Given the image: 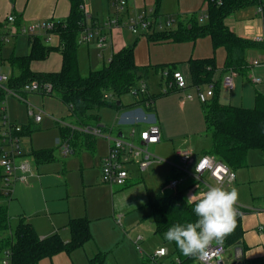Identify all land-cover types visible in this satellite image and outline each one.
Masks as SVG:
<instances>
[{
	"label": "crops",
	"instance_id": "0c3cea01",
	"mask_svg": "<svg viewBox=\"0 0 264 264\" xmlns=\"http://www.w3.org/2000/svg\"><path fill=\"white\" fill-rule=\"evenodd\" d=\"M83 5L88 8V12L90 11L92 19L100 13L105 19L111 17L112 8L108 0H87V2L84 0ZM69 8L68 0H0V25L3 32L7 31L10 26L5 23V20L9 16L17 19L22 26L46 22L57 24L66 20ZM144 10H152L158 16L152 32L174 31L178 25H183L193 19L202 24L207 20L205 0H159L158 2L157 0H128L129 14L140 13ZM165 21L171 25L164 24ZM225 24L240 38L253 41L256 38H264V18L255 4H249L229 15ZM124 32L125 30L120 28L108 32L109 42L105 48L106 54H103L104 49L102 52L98 50V54L106 58L105 55L111 56L129 47L127 45L130 43L124 40ZM38 34L39 37H44V32L40 31ZM49 38L50 44L44 43L52 50L44 60L31 62L30 70L33 73H57L61 69L62 57L60 51L56 49L59 48V39L55 35ZM132 45H134L136 65L150 68L145 72L146 77L143 81L139 82L146 85L148 95L157 96L162 88L159 72L154 73L152 67L174 66L190 85L188 62L211 57H215L216 60L217 70L212 80L215 84H219L216 97L221 105L251 108L255 93L264 94V64H262L264 54L258 50L247 52L246 73L238 75L234 79V89L227 91L220 86L225 74L222 69L225 53L223 50L214 52L208 37L184 43L170 41L153 43L143 37ZM95 48L97 49L94 45ZM30 49L28 38L21 35L12 38L8 43H0L2 73L10 74L8 60L11 56H27ZM94 49L87 47L85 50L88 73L94 71L93 68L99 59ZM77 56L80 71L79 48ZM104 62L105 60L102 59V63ZM253 62H258V65L254 66ZM253 79H259L260 83L254 84ZM149 80H153L152 85L156 90L154 93L149 92ZM1 88L5 90L4 86H0ZM17 92L22 100L18 99L19 102L12 100L9 109L7 107L4 109L11 122L25 128L24 136L21 137V145L27 160L32 163L33 175L28 177L25 184L14 185L9 201L0 200V206H5L9 217L10 234L8 236H12L19 220H24L40 239L57 235L64 243H68L71 239L69 222L86 219L89 222V241L69 255L61 253L51 259H43L38 264H90V260L98 254L103 256L102 264H144L146 254L164 245L163 240L153 233L154 225L153 221L149 220L150 214L145 217L138 210L143 207L148 208L149 200L159 192H164V185L171 176L169 164L174 162V150L183 149L176 144H181V147L191 150L195 157L201 155L202 152H195V144H182L176 140L169 157L152 154L163 160L162 163L152 164L144 173H140L135 166H132L129 171L130 179L124 187L109 186L100 180L101 161L108 154L109 138L126 139L129 138L132 128L140 132L150 125H156L160 130V141L149 148L162 145L163 135L160 121L153 115L155 101H153L152 109L148 111L143 105L136 103V98L133 102L125 104L120 99L117 101L119 104L117 110L104 108L115 114L110 126L102 123V118L99 116L101 109L97 113L98 123L96 125L78 126L68 107L55 96ZM177 94L180 96L178 106L184 110L188 101L181 103L182 94ZM7 95L3 106H6ZM129 105L130 107H126ZM29 110L34 114H41L39 123H35L29 116ZM105 123L108 124L107 121ZM63 125H68L75 130L80 138L74 140L62 136L60 130ZM84 127L98 128L105 138L81 133ZM81 135L90 136L91 139L84 141ZM63 145H68L70 149V154L66 157L61 155ZM162 166H167L164 184L160 191L151 198L147 186L140 181L139 173L150 174ZM132 187L135 189L121 194L124 189ZM232 188L238 192L236 204L245 209L240 217L243 235L238 244L226 250L223 264L238 263L236 262L237 252L247 259L264 256V152L250 151L247 154L245 167L237 169L235 181L225 187L227 190ZM12 215L18 219L15 225ZM138 236L142 238L139 245L144 252L143 255L139 254L134 246L135 238ZM5 237L4 233H0V240ZM3 258L4 251H1L0 264Z\"/></svg>",
	"mask_w": 264,
	"mask_h": 264
},
{
	"label": "trees",
	"instance_id": "16d2710c",
	"mask_svg": "<svg viewBox=\"0 0 264 264\" xmlns=\"http://www.w3.org/2000/svg\"><path fill=\"white\" fill-rule=\"evenodd\" d=\"M68 2L70 7L68 17L63 22L55 23L52 32V35L59 39V48L56 49L60 51L62 57L60 71L43 74L31 72V62L44 60L52 49L44 43L41 37L28 38L30 53L27 56H11L8 60L11 72L5 90L0 89V109L4 104L7 91L17 92L23 85L37 81L40 84L50 85L51 90L45 91L43 94L55 96L64 103L71 111L76 125H96L98 123L97 113L100 109L117 110V101L122 96L130 94L146 77L145 72L150 68L136 65L134 45L113 53L106 66L100 70L90 71L86 76H82L78 67L77 52L80 46L78 36L82 31L84 19L80 8L84 4V0H68ZM205 3L207 20L204 24L193 19L183 25H178L174 31L152 32L146 36V40L153 43L166 41L184 43L208 37L214 52L223 50L225 53L223 71L226 73L232 70L238 75H244L248 68L247 52L258 50L264 54V42L238 37L226 26L225 20L229 15L249 4L258 6L262 18H264V0H205ZM154 15H156L155 12ZM156 17L158 19L157 15ZM14 25L21 26L17 19ZM5 35H7V31L3 32L0 25V39ZM0 43L3 42L0 41ZM188 66L191 86L202 87L214 83L212 78L217 70L215 57L190 60ZM169 67L176 69L174 66H156L151 69L154 70V73L159 72L160 74L161 70ZM218 86L219 84H215L210 100L200 104L205 131L211 140L209 150L202 154L216 157L235 172L237 169L245 167V159L250 151L264 152V94L255 93L251 108L221 105L216 97ZM174 92L173 90L166 94L159 93L157 96L140 95L136 98V103L150 111L153 101L162 96L174 94ZM126 107H130V105ZM24 129V126H21L20 137L24 136ZM60 132L68 139L80 138L75 130L68 127L63 126ZM85 139H91V137L83 136L82 140L85 141ZM148 208L154 225V235L163 240L164 246L169 247L167 249L170 264H194L197 255L184 256L174 242L170 243L164 237V233L173 225L197 220L193 211L194 204H187L183 192L176 194L159 192L149 200ZM235 223L236 226L232 233L220 242L226 250L238 244L242 239L240 218L236 219ZM68 227L71 239L68 243H64L57 235L40 239L28 223L19 220L12 236H6L0 240V252H9V264H38L43 259H51L61 253L69 255L89 241L90 234L89 222L86 219L71 220ZM9 231L7 210L5 206H0V233ZM102 262L103 256L100 254L90 260V264H102ZM236 262L239 264H264V256L252 259L241 256Z\"/></svg>",
	"mask_w": 264,
	"mask_h": 264
},
{
	"label": "built area",
	"instance_id": "2783aa9c",
	"mask_svg": "<svg viewBox=\"0 0 264 264\" xmlns=\"http://www.w3.org/2000/svg\"><path fill=\"white\" fill-rule=\"evenodd\" d=\"M110 7L113 9V16L106 19L102 26L96 27L94 24L87 25V21H92L88 10L81 6L80 10L83 15L82 31L78 36L79 45L94 44L99 50L105 49L108 44V32L113 29H122L125 27L131 34L138 37H145L151 34L153 27L158 19L155 18L152 10H144L140 13H128V0H108ZM6 24L10 27L7 30V35L3 36L0 41L8 43L9 39L16 36H25L27 38L39 37L38 32H44L43 40L46 44L50 43L49 36L55 28L54 22H46L42 24H32L28 26L16 27L15 18L9 16L6 18ZM170 26L169 22H166ZM103 30L107 32L104 33ZM107 35V36H106ZM256 42H264V38H256ZM109 61V60H108ZM253 65H258V62H253ZM159 79L162 84L160 89L161 94L175 91L181 93V103L185 101L196 100L199 104H204L210 100L214 93V83L204 85L202 87H193L187 84L183 74L177 69L164 68L160 71ZM238 74L235 71H227L220 82V86L227 90L234 89V79ZM9 81V75L2 73L0 68V86H6ZM254 84L260 83L259 79H253ZM191 89V90H190ZM51 87L49 84H40L37 81L27 83L20 88L23 93H42L49 92ZM190 90V91H189ZM7 94L12 95L16 99L22 100L18 92L7 91ZM133 98L140 95H147V87L143 83H138V86L130 92ZM148 106V105H147ZM0 200L9 201L12 197L13 187L15 184H25L28 177L33 175L32 163L27 160V156L23 153L21 145V137L19 136L21 126L11 123L6 116L4 106L0 109ZM29 116L33 118L35 123L41 121V114H34L29 110ZM69 127L68 125H63ZM81 133L94 137H100L101 131L98 128L84 127ZM138 137V139H134ZM109 150L106 157L101 161L100 180L103 184L109 186L124 187L130 179V168L135 166L140 173L146 172L152 164L162 163L163 160L149 153L150 146L159 143L160 130L156 125H150L145 130L137 132L135 128L130 131L129 138H109ZM70 154L68 145L61 146V155L66 157ZM171 176L164 185V191L170 193L183 192L187 201L190 194H198L206 191L210 186H226L235 181V172L226 167L216 157L210 154H201L197 157L191 150L175 149L174 162L169 164ZM235 208V220L240 218L245 209L237 204ZM141 237H136L134 241L135 249L143 254L139 243ZM226 249L220 243L212 242L208 249L207 258H202L197 255L196 262L198 264H218L223 263V257ZM146 264H170L169 251L162 246L154 250L150 254H146ZM240 253L237 252L236 260L240 258ZM10 254L4 252V258L1 264H9ZM176 262V260H175Z\"/></svg>",
	"mask_w": 264,
	"mask_h": 264
},
{
	"label": "rangeland",
	"instance_id": "374dc122",
	"mask_svg": "<svg viewBox=\"0 0 264 264\" xmlns=\"http://www.w3.org/2000/svg\"><path fill=\"white\" fill-rule=\"evenodd\" d=\"M86 2H87V0H86ZM98 6H99V4L96 6V9L98 8ZM86 9H88V8L86 7ZM112 16H113V9H111V17ZM105 21H106V19L103 18L102 13H100L98 16L95 15V18L93 17V22L87 21V25L91 26L94 24L96 27H100L103 25V23ZM122 29L125 30L124 40L126 42L130 43L127 46L132 45L138 39H143V37H138V36L131 34L125 27H123ZM103 32L106 33L107 31L103 30ZM11 40H12V38L9 39V41H11ZM108 42H109V38H108ZM93 43L94 44H90L89 46H86L83 44L79 46V61H80L79 63H80V73L82 76H86L88 74V71H89L88 66L86 64V63H88V61H87V56H86L85 50L87 47H92L94 49L95 42H93ZM49 44L50 43H48V45ZM98 50L99 49L97 48L95 50V52L97 51L96 57L99 59H97L98 62H96L97 64H96L95 68H93V70H100L101 68L105 67L109 58H110V56H107V55H105L106 58H104L103 57L104 55L98 54ZM100 51L102 52V50H99V52ZM103 51H104L103 54H106V49H104ZM102 59L105 60L104 63H102ZM152 81L153 80L148 81L150 93H154L156 91V90H154V86L152 85ZM158 93H160V91H158ZM179 97L180 96H178V94L176 93V94H169L166 96H162L161 98L155 100V102L153 104V109H154L153 115L155 116V118H157V119L159 118L160 128H161L162 135H163V142H162V145H160L159 147L149 148L148 149L149 153L156 154L157 156L162 155L164 157H166V156L169 157L170 152H171L170 150L176 144V140L180 141L179 143H182V144L183 143L195 144V147H196L195 152L196 153H200V152L203 153V152H207L209 150L211 140H210V136L205 131V127H204V123H203V115H202V112L200 109V104H198L197 101L195 102V100H193V102L188 101L186 103L185 109L181 110L178 106ZM120 99H121V102L123 104H125L127 102H133L134 101L133 100L134 98L131 97L130 95L122 96ZM12 100H16L17 102H19L18 99H16L12 95L8 94L7 98H6V106H4V107H7V109H9V106H10ZM140 109L142 111H144L142 108H140ZM99 116L102 118V121H103L102 123L106 126H110L113 123L114 118H115V114L111 110L104 109V108H102L100 110ZM105 121H107L108 124H106ZM11 123H14V122H11ZM14 124H16V123H14ZM101 137L105 138L103 133H101ZM176 145L179 146L180 148L185 149L184 147H181V144L180 145L176 144ZM166 168H167V166L159 167L154 172H152V173L150 172V174L149 173H146V174H140L139 173L140 181H142L147 186L148 194L151 198H153L160 191L161 187L163 186L165 178H166L165 177L166 176ZM134 189H135L134 187H132L130 189L129 188L124 189L121 194H126V193H128ZM164 193L170 194V192L168 190H165ZM135 195H136V193H135ZM5 203H7V202H5ZM127 211L129 212V209H127ZM138 211H140L143 214V216H145V215L148 216L150 214L149 209L146 207H143ZM17 220H18L17 217L12 215V221H13L14 225L17 223ZM149 220H152L150 216H149ZM144 222L146 223L145 220H144ZM147 222L151 223V221H147ZM16 225H15V227H16ZM4 234H5V236H8L10 234V232H6ZM12 234H13V232H12ZM165 247L169 248L167 246H165ZM141 255H143V254H141ZM223 259H225V258L223 257ZM1 262H2V260H1ZM194 264H198V263L195 262Z\"/></svg>",
	"mask_w": 264,
	"mask_h": 264
},
{
	"label": "clouds",
	"instance_id": "9594fccd",
	"mask_svg": "<svg viewBox=\"0 0 264 264\" xmlns=\"http://www.w3.org/2000/svg\"><path fill=\"white\" fill-rule=\"evenodd\" d=\"M238 192L221 186H210L206 191L190 194L187 204H194L195 222L175 224L164 237L174 242L184 256L207 258L213 241L222 242L234 230Z\"/></svg>",
	"mask_w": 264,
	"mask_h": 264
},
{
	"label": "water",
	"instance_id": "95a60500",
	"mask_svg": "<svg viewBox=\"0 0 264 264\" xmlns=\"http://www.w3.org/2000/svg\"><path fill=\"white\" fill-rule=\"evenodd\" d=\"M117 106H119V104L117 103ZM218 264H223L222 262H219ZM235 264H239V263H235Z\"/></svg>",
	"mask_w": 264,
	"mask_h": 264
}]
</instances>
